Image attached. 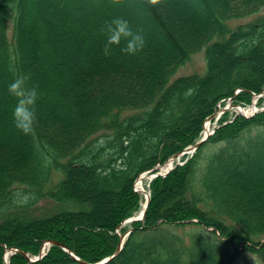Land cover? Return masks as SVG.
<instances>
[{
  "label": "trees",
  "instance_id": "16d2710c",
  "mask_svg": "<svg viewBox=\"0 0 264 264\" xmlns=\"http://www.w3.org/2000/svg\"><path fill=\"white\" fill-rule=\"evenodd\" d=\"M27 1L0 0V111L12 114L15 99L8 86L19 74L29 75L40 93L37 124L30 134L36 158L25 147L0 142V264L4 245L37 254L46 239L95 263L113 254L116 229L139 209L133 192L137 175L193 144L202 119L235 87L262 91L264 69H254L253 63L261 60L264 36L239 57L224 58L239 42L264 33V16L236 29L228 25L259 13L264 0H195L209 15L207 20L186 12L177 0H35L25 25ZM113 17L142 30V51L128 55L114 47L111 55H104L101 28ZM33 37L38 44H31ZM201 51L206 74L171 81ZM244 57L252 65H245ZM41 61L50 66L53 79L40 77ZM221 61L223 71L229 68L222 78L217 69ZM183 93L192 96L171 105L172 97ZM196 97L200 101L192 105ZM168 111L175 123L154 127ZM192 117L191 129L173 131ZM85 155L93 173L107 170L122 187V203L113 213L95 212L94 200L73 182L85 166ZM43 199L65 208L27 215ZM193 218L201 223L187 225L194 228L187 241L177 228ZM202 224L228 240L206 232ZM145 225L108 264H253L231 242L254 244L246 249L264 262V113L220 128L185 166L156 179ZM17 226L10 236L3 235ZM84 231H91L97 241L86 238ZM11 264L30 263L17 254ZM35 264L78 263L54 246Z\"/></svg>",
  "mask_w": 264,
  "mask_h": 264
},
{
  "label": "rangeland",
  "instance_id": "374dc122",
  "mask_svg": "<svg viewBox=\"0 0 264 264\" xmlns=\"http://www.w3.org/2000/svg\"><path fill=\"white\" fill-rule=\"evenodd\" d=\"M177 3H179L186 10V12H189L191 14H195L199 18H202L204 20L209 19V15L207 14V12L201 11L195 0H177ZM25 6H26L25 11H24L25 17L23 19V23H25V25H27L29 17L31 15H33L34 10H35V0H28L26 2ZM262 11L264 13V9ZM252 19H253V17H250L247 20H241L240 22L246 23ZM262 36H264V33L258 32L256 34L252 35L250 37V39H246L244 41L239 42L233 49H231L229 52L226 53L224 60L225 61L228 59L230 60L232 57H235V56H236V58L239 57L250 46H253L254 44H256V42L260 41ZM31 41H32V43H31L32 45L38 44L36 38H34V37ZM202 54H203V52H201L200 55L194 56L192 61H191V64L189 62L188 63V65L190 64L189 66L187 65L183 68H180L179 71L177 72V75L175 74L176 75L175 77L182 76L181 75L182 71L186 74L187 73L191 74L190 72H193L196 70L203 71L205 68V60H204V57ZM219 55H221V53H219ZM250 61L251 60L247 57H244V59H243V62L245 63V65L246 64L248 65L249 63H251ZM222 63H223V61H221L219 63V65L217 66L218 76L220 78H222L224 76V74H223L224 72L229 71V68L224 69L225 71H223V68H221ZM39 64L43 65V69H42L40 77L47 76L50 79H53V74H52V71L50 69V66H48V65L46 66L43 61H41ZM249 65H252V63ZM253 67H254V69H256L258 71H261L264 69V52H262V54H261V60L258 61V63H253ZM185 68H187V69H185ZM205 72H206V69L204 72H200V73L204 74ZM191 96H192L191 93L175 94L172 97L171 105H173L175 103L180 104L184 100H186L187 98H190ZM199 101H200L199 97H196L195 99L191 100V104L195 105V104L199 103ZM232 101H233L232 98L228 99L226 101L225 105L227 106ZM249 102H250V98H248V97L243 98V103H249ZM262 106H264V103ZM222 107H225V106H222ZM248 107L252 108L253 105H250ZM8 114L9 113L5 114V112L2 113V111H0V132H1L0 142H5V143L13 142L14 143L13 147H25L24 149L27 150L31 156L33 155V158H36V154L34 153L35 152V144H34L33 139L30 137V135H24L21 131H19L14 125L13 116H12L11 112H10V114H11L10 116ZM184 114L187 115V110L184 112ZM236 115H238V112L232 111L228 118H233ZM174 119H175L174 115L171 113V111H168L166 118H163L160 122L156 123L154 125V127L156 126L159 128L163 125H167L168 123L174 124L175 123ZM192 120H193V117L190 118L188 120V122L185 124L174 125L172 128L173 131H177V130L183 131L185 128L191 129ZM145 131H146V128L140 130V133H144ZM2 134H3V136H2ZM22 134L24 135V140L26 142H24V140L22 138ZM131 136H132L131 138H133L134 141H136L138 139L136 132L131 133ZM144 140L146 141V143L148 142L146 137H144ZM144 150H146V147L144 148ZM82 161H83V165H85V166L83 167V170L80 173V175H75L73 177V182L78 185L80 192L83 196L91 197V199L94 200V204L96 207L95 212L98 213L100 211H103V212L108 213V214L113 213L115 208L120 203H122L120 201L121 200L120 197L122 196V187L119 184H115V181L109 177L107 170L96 169V173H93L92 168L88 167L90 165V159H89L88 155H85L83 157ZM61 177H62L61 175L58 177H55L53 183L54 184L57 183L61 179ZM144 186L146 187V190H148L149 182H146L144 184ZM103 191H105V192H103ZM176 202H178V201L175 200V201L171 202V204L176 203ZM47 206L53 207L52 208L53 212H59L65 208V207H63V205L61 203H54L53 202L51 204V202H48V203L42 202L41 204H39L37 206L38 210L35 211V214L42 213L45 210V208H47ZM27 215H31V214L28 212ZM21 221H26V220L21 219ZM128 227H131V225ZM187 228H189V227L179 228V230L183 231V229H187ZM17 229H18V226L12 228L11 230L8 229V230L4 231L3 235H6L8 237L13 232H15ZM84 234H85V237L88 238L89 240L97 241V238L93 235V233L91 231H84ZM37 254H31L32 256H30V257H35L34 255H37ZM251 254L252 253L245 252L244 253L245 259H247L249 262H251L253 264H264V262L260 258H258L255 255H251ZM32 259H35V258H32Z\"/></svg>",
  "mask_w": 264,
  "mask_h": 264
},
{
  "label": "clouds",
  "instance_id": "9594fccd",
  "mask_svg": "<svg viewBox=\"0 0 264 264\" xmlns=\"http://www.w3.org/2000/svg\"><path fill=\"white\" fill-rule=\"evenodd\" d=\"M106 36L103 48L105 56L112 54L118 47L128 55H136L146 46L142 30H134L131 23L123 17H113L101 28ZM9 94L15 99L12 116L15 127L24 135L33 134L37 124L36 105L40 93L38 86L31 83V77L26 74L15 76L8 86Z\"/></svg>",
  "mask_w": 264,
  "mask_h": 264
},
{
  "label": "bare ground",
  "instance_id": "6f19581e",
  "mask_svg": "<svg viewBox=\"0 0 264 264\" xmlns=\"http://www.w3.org/2000/svg\"><path fill=\"white\" fill-rule=\"evenodd\" d=\"M244 112L247 113V111H244ZM214 126L215 125L212 122H210V120H207L205 122V132L208 133V134L211 133V131L213 130ZM170 167H172V162L171 161L165 166V168H164V169H166L165 171H168L170 169ZM137 189H138V192H141V197L145 200L143 205H142V209H141V212H143L146 209L147 202L149 200V193L146 191V189L142 185H138Z\"/></svg>",
  "mask_w": 264,
  "mask_h": 264
},
{
  "label": "water",
  "instance_id": "95a60500",
  "mask_svg": "<svg viewBox=\"0 0 264 264\" xmlns=\"http://www.w3.org/2000/svg\"><path fill=\"white\" fill-rule=\"evenodd\" d=\"M199 145H201V144H199ZM199 145H196V146L192 147L191 149H193V150L195 151V150L198 149ZM66 250L69 251L67 248H66ZM72 256H73V258H74L75 260L79 261L80 263L88 264V263H86V262H84V261H82V260L76 258L75 255H72Z\"/></svg>",
  "mask_w": 264,
  "mask_h": 264
}]
</instances>
